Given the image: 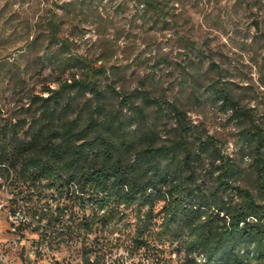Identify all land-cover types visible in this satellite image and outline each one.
I'll return each instance as SVG.
<instances>
[{"label":"trees","instance_id":"trees-1","mask_svg":"<svg viewBox=\"0 0 264 264\" xmlns=\"http://www.w3.org/2000/svg\"><path fill=\"white\" fill-rule=\"evenodd\" d=\"M94 1L50 0L0 55V187L12 212L73 248L76 264H112L113 241L130 264H264V112L251 94L263 92L264 57L256 83L179 35L198 50L195 68L185 56L193 67L183 63L177 85L130 88L114 39L97 37L88 54L65 32ZM137 2L165 19L161 0ZM205 107L233 129L230 151Z\"/></svg>","mask_w":264,"mask_h":264},{"label":"rangeland","instance_id":"rangeland-1","mask_svg":"<svg viewBox=\"0 0 264 264\" xmlns=\"http://www.w3.org/2000/svg\"><path fill=\"white\" fill-rule=\"evenodd\" d=\"M50 0H0V55L13 52L24 39L22 17L34 20ZM60 4L68 0H59ZM166 17L156 16L152 10L145 14L137 0H95L89 6L76 7L67 17L66 33L76 32L78 50L93 54L94 41L99 36L114 39L116 60L126 71L128 87L145 83L148 87L166 90L181 80L180 67L188 69L197 64V49L187 51L179 35L192 39L197 47L206 48L223 67H238V72L252 75L256 82L257 72L264 57V0H161ZM259 22L260 27L255 25ZM253 37L256 39L253 40ZM246 44L245 47H242ZM208 52V53H207ZM189 56L195 60L193 66ZM166 58L162 61L161 59ZM160 62V63H159ZM258 62V63H256ZM156 63L158 65H156ZM205 59L203 68L209 65ZM192 68V70H194ZM45 70L43 74H48ZM34 76L30 82H39ZM257 83V82H256ZM39 84V83H38ZM263 92L253 90L255 100L264 112ZM204 119L211 131L227 141V149L233 146V129L223 127L217 108L205 107ZM196 116V115H195ZM6 185L0 187V264H76L79 257L74 249L63 242L49 245L34 228L26 223L13 229L10 215L14 207L9 201ZM31 217V215L29 214ZM49 232V231H48ZM113 236H118L114 234ZM109 263L119 260L130 264L131 257L115 243ZM175 259L176 257L173 256ZM173 264H176L174 261Z\"/></svg>","mask_w":264,"mask_h":264},{"label":"built area","instance_id":"built-area-1","mask_svg":"<svg viewBox=\"0 0 264 264\" xmlns=\"http://www.w3.org/2000/svg\"><path fill=\"white\" fill-rule=\"evenodd\" d=\"M10 219L12 222L13 229L15 230L25 222L29 221V215L24 209H18L11 213Z\"/></svg>","mask_w":264,"mask_h":264},{"label":"bare ground","instance_id":"bare-ground-1","mask_svg":"<svg viewBox=\"0 0 264 264\" xmlns=\"http://www.w3.org/2000/svg\"><path fill=\"white\" fill-rule=\"evenodd\" d=\"M202 257H203V255H200V256L198 255V258H199V259H202Z\"/></svg>","mask_w":264,"mask_h":264}]
</instances>
